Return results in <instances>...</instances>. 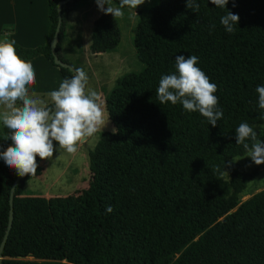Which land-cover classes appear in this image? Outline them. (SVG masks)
<instances>
[{
    "label": "trees",
    "instance_id": "trees-1",
    "mask_svg": "<svg viewBox=\"0 0 264 264\" xmlns=\"http://www.w3.org/2000/svg\"><path fill=\"white\" fill-rule=\"evenodd\" d=\"M81 1L47 0L46 42L14 44L17 55L42 56L62 81L70 79L71 71L53 64L49 41L60 2L54 53L75 70L59 49L65 17ZM111 3L119 6V0ZM197 3L196 12L186 0H155L137 11L132 45L142 68L116 79L103 100L116 134L103 133L87 152L89 181L74 197L20 195L25 182L40 174L36 157V175L14 185L0 264H264V190L240 202L257 170L244 172L232 162L246 154L236 144L241 123L253 126L264 142L256 92L264 85V0H229L225 9L210 0ZM226 11L239 15L233 33L220 23ZM117 44L113 17L101 13L92 23L90 54L112 52ZM178 55L198 56L197 66L217 85L223 117L216 127L179 103H159V80L175 72ZM8 146L0 137V151ZM16 176L0 160V242Z\"/></svg>",
    "mask_w": 264,
    "mask_h": 264
},
{
    "label": "clouds",
    "instance_id": "clouds-1",
    "mask_svg": "<svg viewBox=\"0 0 264 264\" xmlns=\"http://www.w3.org/2000/svg\"><path fill=\"white\" fill-rule=\"evenodd\" d=\"M144 3L145 0H119V6H113L111 0H96L98 10L113 19L123 18L125 7L135 10ZM210 3L225 9L229 0H210ZM186 7L196 12L200 5L197 0H186ZM133 15L137 16L135 11ZM238 21L239 15L230 11L220 19L227 33L235 31ZM14 44L15 41H0V122L8 130L5 140L10 141V146L0 151V160L20 177L35 176L36 157L48 160L57 151L53 141L68 154H74L79 144L102 132L109 123L110 113L102 106L100 94L87 88L88 76L83 68H76L58 90L47 94L53 107L35 92L30 94L36 73L30 61L17 55ZM198 60L196 55L176 56L175 72L160 78L156 95L160 104L179 103L187 112H198L209 125L216 127L223 117V109L217 107V85L197 66ZM256 92L258 106L264 109V85H258ZM116 132L113 128L112 133ZM235 132L236 144L243 145L247 157L255 165L264 164V142L257 138L253 126L241 123ZM246 141H251V146ZM215 170L220 171L219 166ZM112 211L113 207L106 205L105 212Z\"/></svg>",
    "mask_w": 264,
    "mask_h": 264
},
{
    "label": "rangeland",
    "instance_id": "rangeland-1",
    "mask_svg": "<svg viewBox=\"0 0 264 264\" xmlns=\"http://www.w3.org/2000/svg\"><path fill=\"white\" fill-rule=\"evenodd\" d=\"M154 1L145 0V3L138 6L135 10L128 7L122 9L124 12L123 18L114 19L118 36L117 47L112 52L95 56L90 54L88 46L92 23L102 13L97 8L96 0L81 1L74 8L75 11L74 9L70 10L65 17L63 40L77 42V49L74 52L75 59L67 57L66 60L76 68L84 69L88 76L87 88L100 94L102 106H104L105 95L114 87L116 79L130 72L136 73L142 68V65L136 59V52L132 45V31L137 22V16L133 15V13L135 11L137 14L139 9L151 6ZM4 4L5 9H8L6 3ZM39 22V19H37V26ZM2 36V41L7 40V37ZM39 76V73H37L36 77ZM47 86H49L48 81ZM51 89H58L57 83L53 78L51 80ZM47 96V94H44V98ZM112 129L113 127L109 122L101 133H96L93 137L87 138L83 143L79 144L78 150L74 154H68L63 149H60L58 145L55 146L54 148L57 151H54L53 157L39 164L40 174L25 182L20 195L45 198L53 196L74 197L84 191L90 176L87 167V152L101 140L103 133L112 132ZM7 131L2 122H0V137L4 140ZM6 142L10 146V141ZM232 162L236 163L240 170L244 172L257 170L256 178L246 185L240 195V202L264 190V164L255 165L247 157V153L232 159Z\"/></svg>",
    "mask_w": 264,
    "mask_h": 264
},
{
    "label": "crops",
    "instance_id": "crops-1",
    "mask_svg": "<svg viewBox=\"0 0 264 264\" xmlns=\"http://www.w3.org/2000/svg\"><path fill=\"white\" fill-rule=\"evenodd\" d=\"M4 3H6L8 9H5ZM37 19L40 21L38 26L36 24ZM49 27L47 0H0V41H2L1 38L4 35L8 41H15V44L22 48H34L46 42ZM76 47V41L62 40L59 54L63 58L66 56L64 59L67 57L75 59ZM25 61H30L35 73L40 75L36 77V82L30 87L29 93L35 92L38 98L48 104L51 100L48 96L44 98V94L55 90L51 89L52 78L57 83L58 88L62 82L58 69L42 56H36ZM47 81L49 86H47Z\"/></svg>",
    "mask_w": 264,
    "mask_h": 264
},
{
    "label": "water",
    "instance_id": "water-1",
    "mask_svg": "<svg viewBox=\"0 0 264 264\" xmlns=\"http://www.w3.org/2000/svg\"><path fill=\"white\" fill-rule=\"evenodd\" d=\"M60 9H61V3L58 2L57 5H56L57 21H56V25H55L52 37H51V39L49 41V50H50V54L52 56V62H53L54 65H56L58 67H61V68H66V69H68L69 71H71L74 74V70L69 65H67L66 63H64L61 60H59L57 58V56L55 55V53H54V49H55V45H56V38H57V34H58V31H59L60 22H61ZM21 178L22 177L17 175L15 180L12 183V186H11L10 190H9V196H8V207L9 208H8L7 226H6L5 233H4L3 237H2V240L0 242V254H1V250H2L3 244L5 242V239L7 237L8 230H9L10 224H11V219H12L11 202H12L13 188H14L15 183L18 180H20Z\"/></svg>",
    "mask_w": 264,
    "mask_h": 264
}]
</instances>
